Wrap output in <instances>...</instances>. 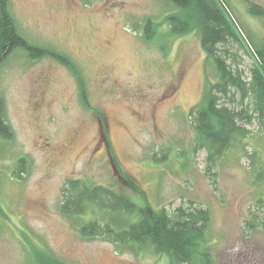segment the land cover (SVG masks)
<instances>
[{
	"label": "rangeland",
	"instance_id": "obj_1",
	"mask_svg": "<svg viewBox=\"0 0 264 264\" xmlns=\"http://www.w3.org/2000/svg\"><path fill=\"white\" fill-rule=\"evenodd\" d=\"M245 37L264 41V20L247 7L264 0H225ZM18 34L65 55L82 79L49 58L15 51L0 64V96L10 141L0 140V264H35L43 250L65 264H168L149 249L117 251L79 236L89 219L60 211L61 189L75 179L132 197L151 210H208L211 264H264V184L254 183L252 159L264 161V123L243 125L246 138L208 167L193 150L188 114L215 71L196 32L171 35L165 0H8ZM150 18L154 37L143 38ZM220 56L249 80L252 59L235 43ZM223 104L240 110L238 96ZM244 104L252 106L248 98ZM165 156V158H164ZM26 159L21 179L18 159ZM155 158V160L153 159ZM256 162V163H258ZM118 171L132 179L133 190Z\"/></svg>",
	"mask_w": 264,
	"mask_h": 264
},
{
	"label": "trees",
	"instance_id": "obj_2",
	"mask_svg": "<svg viewBox=\"0 0 264 264\" xmlns=\"http://www.w3.org/2000/svg\"><path fill=\"white\" fill-rule=\"evenodd\" d=\"M165 1L173 8L165 16L169 33L183 36L196 32L200 46L215 71L216 82L207 84L201 101L188 114L195 134L193 150H205L208 167H214L224 153L249 134L241 122L251 124L257 120L264 123V41L252 42L237 35L236 19L225 0ZM247 11L251 16L264 20V8L261 6L249 4ZM154 28V22L146 19L142 25L146 41L154 37ZM230 42L237 44L253 61L248 81L243 80L241 72H234L220 56L219 45ZM15 51L23 52L32 60L53 59L70 69L77 75L81 100L87 105L83 81L71 61L60 52L30 44L18 34L9 13L8 0H0V64ZM235 96L243 106L240 110L221 102ZM248 98L252 99V106L244 104ZM12 135L5 121V104L0 96V140L10 141ZM256 162V158L252 159L254 183L259 186L264 184V161ZM25 163L26 159H18L14 177L21 179L27 167ZM118 172L122 183L139 190L132 179ZM60 211L67 218L80 219L88 213L94 216V219L78 226L82 239H99L111 243L121 252L150 248L154 254L165 256L168 264H211L205 251L210 222L206 209L178 208L175 214H169L164 207L151 210L147 202L140 204L111 188L69 179L61 189ZM33 252L35 264H65L46 251Z\"/></svg>",
	"mask_w": 264,
	"mask_h": 264
},
{
	"label": "built area",
	"instance_id": "obj_3",
	"mask_svg": "<svg viewBox=\"0 0 264 264\" xmlns=\"http://www.w3.org/2000/svg\"><path fill=\"white\" fill-rule=\"evenodd\" d=\"M235 22V24H236V33H237V35H239L240 37H243V38H245V35H244V33L242 32V30H241V28H239L238 27V23H236V21H234Z\"/></svg>",
	"mask_w": 264,
	"mask_h": 264
}]
</instances>
